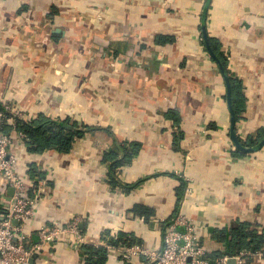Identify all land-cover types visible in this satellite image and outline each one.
<instances>
[{
	"label": "crops",
	"instance_id": "0c3cea01",
	"mask_svg": "<svg viewBox=\"0 0 264 264\" xmlns=\"http://www.w3.org/2000/svg\"><path fill=\"white\" fill-rule=\"evenodd\" d=\"M205 1L0 0V99L28 120L45 113L101 127L76 139L69 153H36L11 117L18 171L29 180L31 166L43 173L32 178L42 194L26 224L32 241L42 226L75 218L84 238L45 245L40 263L82 264L84 242L104 244L120 232L160 249L165 222L180 210L212 255L225 250L217 228L236 219L263 228L264 146L234 153L226 82L201 39ZM207 28L243 80L247 108L236 127L246 137L264 128V0H212ZM160 34L175 40L158 44ZM169 109L179 110V126ZM115 140L142 143L117 169V184L103 160ZM176 169L194 177L192 195L183 200V193L179 204ZM137 204L151 214L136 212ZM119 262L114 256L108 264ZM237 264L264 260L243 255Z\"/></svg>",
	"mask_w": 264,
	"mask_h": 264
},
{
	"label": "built area",
	"instance_id": "2783aa9c",
	"mask_svg": "<svg viewBox=\"0 0 264 264\" xmlns=\"http://www.w3.org/2000/svg\"><path fill=\"white\" fill-rule=\"evenodd\" d=\"M4 105L16 118L28 120L19 110L7 103ZM0 118V173L5 187L14 189L11 195L6 192L7 187L0 190V203L4 210L0 216V264H33L31 260L35 254L37 257L34 264H43L40 263L39 256L45 245L68 235L79 243L84 241L79 228V218L67 224L58 222L44 225L38 232L39 241H32V236L26 231V224L34 216L37 200L42 194L40 189L35 187L32 178L29 180L18 171V157L12 149L15 135L3 129L4 124H10L12 118L3 111H0ZM17 134L26 139L22 131ZM175 172L186 182L183 200L188 199L193 193L194 177L177 169ZM36 180L39 181V178ZM32 190L34 196L31 195ZM163 234V246L160 249L141 241L123 246L105 241L102 245L107 246L109 257L116 256L120 264H213V260L214 264H228L232 257L242 263L243 255L264 260V249L246 250L237 255L224 253L209 258L211 252L204 245L196 223L182 210L166 225Z\"/></svg>",
	"mask_w": 264,
	"mask_h": 264
},
{
	"label": "trees",
	"instance_id": "16d2710c",
	"mask_svg": "<svg viewBox=\"0 0 264 264\" xmlns=\"http://www.w3.org/2000/svg\"><path fill=\"white\" fill-rule=\"evenodd\" d=\"M202 21L203 20L201 17V28ZM54 36L57 37L59 36V34L55 33ZM209 37L214 51L223 62L224 66L226 67V71L230 76L232 88V104L236 112L237 121H239L241 118H244V112L247 108V95L244 90L243 80L238 78L229 68L228 54L223 50L222 42L220 41V39L213 35H209ZM174 40L175 37L171 35L160 34L156 36V43L158 44H166L167 42H173ZM202 44L207 50L203 34ZM212 60L214 59L212 58ZM0 111L5 112L9 117L15 116L6 108L4 102L1 99ZM166 114L169 118L174 120L176 126L180 125L181 115L179 113V110L169 109ZM16 122V129L22 131L25 134V141L28 150L36 153H43L46 150H57L61 154L69 153L72 150L76 139L83 137L90 131L101 129L100 126L88 125L86 123L73 120L70 117L65 119H55L45 113H40L33 120L16 118ZM66 123L71 124L73 128L66 127ZM212 126L216 127L215 125ZM3 129L6 132H10L12 130V127L9 124H4ZM106 130L111 131L109 128H106ZM239 137L244 145L255 146L263 139L264 128H260L246 137L241 135H239ZM182 138L183 132L179 131L174 138V144L176 145V147L179 146ZM141 148L142 143L139 141L121 143L115 140V146L111 150L105 152L103 160L109 164V176L110 180L114 184L120 182L116 177L117 169L121 167L125 162L132 161L134 157L138 155ZM234 153L238 156L248 154L247 151L240 150L238 148L235 149ZM29 171L30 178L34 179L40 178L41 176L43 177V173L41 174V172L38 171L35 166H31ZM185 187L186 182L182 179L181 185L178 187V204L183 196ZM134 210L140 214H144L146 217L151 214V208L146 207L142 204L135 205ZM3 213L4 210L0 205V216ZM172 220L173 219L167 220L165 222V226L170 224ZM214 236L218 241H222L225 243V250L223 252H216V254L213 255L209 254V258H215L217 257V255L219 256L224 253L229 255H237L246 250L259 251L264 249V226L260 229L258 225L253 224L250 221L236 219V221H234L230 227L217 228L214 231ZM136 241L137 240L134 237L129 236L125 232H120L117 237H112L109 240L110 243L118 246L132 244ZM80 253L82 256V264H108L110 258L107 246L102 244L97 245L94 243H84L81 245Z\"/></svg>",
	"mask_w": 264,
	"mask_h": 264
},
{
	"label": "water",
	"instance_id": "95a60500",
	"mask_svg": "<svg viewBox=\"0 0 264 264\" xmlns=\"http://www.w3.org/2000/svg\"><path fill=\"white\" fill-rule=\"evenodd\" d=\"M212 0H206L205 6H204V10H203V16H202V34H203V38L205 40V45L207 48V51L209 52L210 56L214 59V61L217 63L222 75L224 76L225 82H226V96H227V102L230 108V112H231V125H230V137L233 140L236 148L240 149V150H244L247 152H253L256 151L260 148H262L264 146V137L263 139L255 146H246L244 145L241 140L240 137L238 135L237 132V116H236V112L234 110L233 104H232V88H231V81H230V76L228 75L227 71H226V67L224 66L223 62L221 61V59L219 58V56L216 54V52L214 51L212 44L210 42V37H209V32H208V28H207V16H208V11H209V7L211 4ZM61 29L57 28L56 32H60ZM66 127L69 128H73V126L71 124L66 123L65 124ZM14 189L10 188V194H13ZM37 257V254H35L32 258V263L34 264L35 258ZM212 263L214 264L215 261L213 260ZM228 264H237V261L234 257L230 258L228 261Z\"/></svg>",
	"mask_w": 264,
	"mask_h": 264
},
{
	"label": "rangeland",
	"instance_id": "374dc122",
	"mask_svg": "<svg viewBox=\"0 0 264 264\" xmlns=\"http://www.w3.org/2000/svg\"><path fill=\"white\" fill-rule=\"evenodd\" d=\"M202 39V38H201Z\"/></svg>",
	"mask_w": 264,
	"mask_h": 264
}]
</instances>
